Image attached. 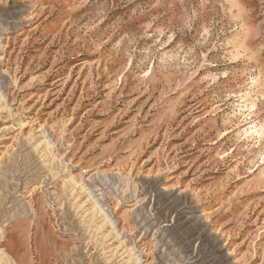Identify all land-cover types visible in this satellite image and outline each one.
Returning a JSON list of instances; mask_svg holds the SVG:
<instances>
[{"label": "rangeland", "instance_id": "obj_1", "mask_svg": "<svg viewBox=\"0 0 264 264\" xmlns=\"http://www.w3.org/2000/svg\"><path fill=\"white\" fill-rule=\"evenodd\" d=\"M0 264H264V0H0Z\"/></svg>", "mask_w": 264, "mask_h": 264}]
</instances>
